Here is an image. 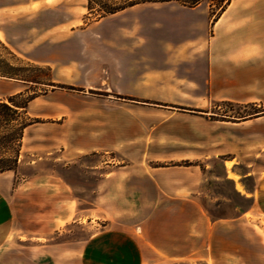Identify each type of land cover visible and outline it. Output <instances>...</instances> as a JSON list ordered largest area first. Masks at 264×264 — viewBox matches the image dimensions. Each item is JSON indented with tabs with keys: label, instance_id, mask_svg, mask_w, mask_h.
Masks as SVG:
<instances>
[{
	"label": "crops",
	"instance_id": "1",
	"mask_svg": "<svg viewBox=\"0 0 264 264\" xmlns=\"http://www.w3.org/2000/svg\"><path fill=\"white\" fill-rule=\"evenodd\" d=\"M73 1L28 0L6 4L0 0V42L26 56L31 64L50 67L51 82L83 89L79 105L62 98L60 90L70 94L66 89L55 88L44 97L51 106L71 112L59 118L62 120L59 140L68 144L55 161L101 152L141 159L133 165H107L98 184L97 205L114 208L108 211L113 216L108 217L109 224L102 231L94 230L98 217L72 215L74 201L64 182L51 175H29L27 189L42 185L63 188L56 202L45 197L37 205L31 197L40 191L34 189L25 196L21 189L14 188V172L0 174V264H264V237L260 232L247 230L253 242L258 240L249 245L243 239L239 242L231 239L238 231L242 236L244 229L229 231L226 227L243 220H252L251 225L257 227L264 224V170L259 175L250 170L240 173L239 161L224 160L222 180L230 181L234 191L251 200L252 205L241 215L219 217L208 215L203 206L199 207L201 214H205L199 215L200 219L204 216L203 220L206 217L211 221L212 229L200 230L196 218L191 216L193 221L187 223L182 231L185 238L181 239L180 229L171 236L165 231L164 219L171 211L163 205L197 204V199L201 203L204 172L199 167L149 169L142 160L148 156V148L160 149L156 140L172 142L163 146L169 155L183 153L184 149L175 142L201 135L193 126L198 120H203L209 129L208 135L200 138L211 140L212 122L207 115L212 103L251 104L264 109V0H231L214 20L207 13H198L200 6L184 7L177 12L179 19L193 17L189 29L195 32L178 42L157 39L154 31L161 16L142 13L149 10L131 13L134 16L130 24L114 19L118 23L114 22L107 35L100 31L105 22L77 33L72 19L59 22L50 18L52 5L64 8L63 3ZM42 8L47 11L36 13L32 22L22 20V24L3 25L6 17L17 15L24 19ZM95 27L98 32L90 39L88 33ZM201 34L204 36L200 37ZM72 40L82 42L81 52H49L51 45ZM164 48L166 60L158 57ZM21 83L0 81V100L21 92ZM3 85L11 88L6 90ZM95 90L108 98L89 97L90 91ZM201 92L206 103L193 104L189 98ZM38 101L40 97L33 103ZM91 104H98L99 110L93 115L81 114V105ZM189 108H198V113L204 115H193L195 111ZM47 112L44 109L43 114L47 116ZM260 119L264 115L223 123L241 128ZM34 126H29L26 132L32 133ZM149 139H153V145L148 144ZM36 150L31 151L33 156ZM46 156L27 165L52 159L54 151ZM189 157L183 155L182 159ZM228 163H233L232 167L229 164L231 170ZM166 174L181 176L167 178ZM133 204L139 206L133 210ZM86 219L91 226L85 228L89 231L86 239L66 236L65 227L71 222L83 224ZM197 236L202 237L200 242ZM249 251L259 252L250 257L246 253Z\"/></svg>",
	"mask_w": 264,
	"mask_h": 264
},
{
	"label": "rangeland",
	"instance_id": "2",
	"mask_svg": "<svg viewBox=\"0 0 264 264\" xmlns=\"http://www.w3.org/2000/svg\"><path fill=\"white\" fill-rule=\"evenodd\" d=\"M27 1L28 0H4L6 4H20ZM63 4H65L64 8H60L58 7L59 5L56 4L49 8L50 18L59 22H67L69 19H72L75 25L74 30L77 33L90 28L91 26H96L105 22L100 27V31H105L107 35L108 30L114 26V22L118 23V21L114 19L123 20L124 22L130 24L134 16L131 15V13H137L141 10H149L142 12L145 14L161 16V18H159L160 20L157 21L160 25L157 26L158 29L154 31V34L157 39H161L163 42H178L188 36H191V34L195 32L192 30L190 32L189 29L194 21L193 17L190 16L185 19H179V14L177 12L185 8L177 3L146 4L143 6H137L136 8L128 10V12L122 13L118 16L110 15L100 20L95 19L89 14L86 9L87 3L85 0H75L73 2H67V4ZM43 11L47 10L43 8L36 10L35 13H32L24 19L19 18L17 15L6 17L3 25L12 26L22 24V20L32 22L37 18L36 13ZM198 13H201L202 15L207 13L213 20L218 17V9L214 8V12H211L207 3L200 5ZM155 20L156 18H154L152 22ZM98 29L99 28L95 27L88 33L90 39L93 38L94 34L96 35ZM121 34L126 35L127 33ZM199 36L203 37L204 35L201 34ZM81 44L82 42L75 43L73 40L67 41L62 44L51 45L49 52L53 54L73 52V54H76L82 51ZM26 47L27 45H24L23 49H26ZM166 54L167 50L164 48L158 56L159 59L166 60ZM0 74H8L9 76L25 80H20V82H22L21 92L13 95L16 96V102L18 104L25 103L29 97H34V99L40 97V101L36 103H33L34 99L29 102L27 113H24L23 115V121H35L34 124H32L35 126L32 133L26 131L24 133V139L22 140L20 150L19 167L16 171H12L15 173L14 188L21 189V192H25V196L34 189L35 192L40 191V193L38 192L36 195L31 197L32 201L36 202V204L38 202H43L45 197L52 199V203H54L56 202V198L63 194V188L55 185H42L27 189L28 185L26 182L29 175H51L53 178L64 182L68 186L74 201V210L72 215H82L85 217L93 216V218L98 217L99 220L97 219L94 223V225H96L94 230L102 231L103 229H106L109 224L107 220L108 217L113 216L108 215V211H113L114 207L110 208L109 205L105 204L100 205V207L97 205L98 184L100 180H102L103 174L107 171L106 167L108 164L112 163L114 165H133L137 162V160L141 159V156H133L131 158L129 157V159L120 156L117 153L101 152L100 154L89 153L83 156H78L75 157V160L67 158L62 161H55V158L62 156L63 151L66 148L65 145L68 144L67 141L59 140V135H61L62 132L59 126L62 120L59 118H61L63 114H70L71 112H68L67 109H59L58 107L51 106L44 101V97L55 88L66 89L70 94H67L64 90H60L63 91V94H61L62 98L69 100L74 105H79L81 103L79 102V97L81 96L80 91L83 89L75 85H63L51 82L53 80V72L50 67L31 64L30 60H28L26 56L13 52L8 44H3L1 42ZM16 80L18 79L0 77V81L14 82ZM3 87L6 90L11 88L9 85H3ZM90 94L91 95L89 97L92 98H97L99 97L98 95H102V98L104 99L108 98L106 97L107 94L96 92V90L90 91ZM9 97L11 96L5 97L3 100L8 102ZM189 100H191L193 104L199 106L204 105L207 101L204 93L202 92L197 93L195 97H191ZM211 105V108L208 109L209 114L207 115V119L212 122L210 131L213 138L211 140L200 138L201 135H208L209 129L204 126L203 123L205 122L203 120H201V122L198 120L195 124H193V126L195 127L196 133H200L201 135L196 134L197 136H192L189 140L181 139L176 142L173 141L184 149L183 153L176 155L167 154V151L163 149V146L166 143L172 142L170 140L162 139L160 141L156 140V142H159L161 145L158 147L160 148L159 150L148 148V156L142 157L143 163L145 162L144 164L147 165L149 169L175 166L190 169H193V167H199L197 169H201L204 172L205 182L200 194L201 203L200 200L197 199V204L190 203L185 205H175L169 203L163 205L165 210L168 209L169 212L171 211L169 217H165L164 219L165 231H168L171 236L180 229L181 239L185 238V236L182 235V233H184L182 231L186 230L187 223L191 221V219L193 221V217L191 218V216H194V219L196 218V224L200 230L204 229L205 231H208L212 229L211 221H209L206 217V220L205 218L203 220L202 218L204 216H201L200 219L199 215L205 214H201L199 207L203 206L208 215L219 217L225 215H241L252 205L251 200L241 197L234 191L233 184L230 181L222 180V177L224 176V160L234 159V163L239 161L240 170L238 171L240 173L250 170L256 175H259L264 170V119L256 120L257 122H253L254 124H248L247 126L245 125L241 128H236V126L231 123H223V120L237 122L238 119L241 120V118L264 115V109L251 104L239 105L231 102L212 103ZM80 108L82 112L81 114L89 113L88 115H93V112L98 111L100 107L98 104H91L84 107L81 105ZM44 109L48 111L46 113L47 116L43 114ZM189 109L195 111L192 112L193 115H204L198 113L200 110L198 108ZM170 110L174 109L171 108ZM33 112L41 115L37 117L33 114ZM49 115H53V118H50ZM72 115L74 114H71V116ZM163 119H165V117L162 118V120ZM30 140L31 142H29ZM148 144L153 145V139H149ZM33 149H37L36 156H33L35 154H33L34 152H31ZM50 151H54L52 159L50 158V160L46 159L39 161L33 166L27 165L28 162L38 160L39 157H47L46 153ZM221 151H223V154L220 153ZM183 155H189L190 157L188 159H182ZM235 158L238 160H235ZM229 164H231L232 167L233 163H228V168ZM95 166H101L103 168L100 170H94ZM229 170H231V168H229ZM177 176L181 175L175 174V176H173L171 174H166L167 178H175ZM137 206L139 205L133 204V210ZM53 209L57 210L56 207H53ZM248 215L256 214L250 213ZM248 218L252 219L250 216ZM255 220L253 219L254 223H256ZM251 223L252 220H243L241 223L227 224L226 227L229 231L235 229H244L245 231L242 236L239 235L240 232L238 231V235L231 238L232 241L239 242L243 239L245 243L253 245L250 244L253 238L247 234V230L251 228L256 229L261 233L262 237H264V231L260 229V227L264 228V224L261 223L259 224V227H257V224L252 226ZM88 227L91 226L87 219L84 220L83 224L71 222V224L65 227L66 236L70 239L81 237L86 239L89 231L85 230V228L87 229ZM198 237L200 242L202 237L197 236V238ZM257 241H252V243L256 244ZM229 242H231L230 239ZM258 252L259 251H249L246 253L247 256L254 257Z\"/></svg>",
	"mask_w": 264,
	"mask_h": 264
},
{
	"label": "trees",
	"instance_id": "3",
	"mask_svg": "<svg viewBox=\"0 0 264 264\" xmlns=\"http://www.w3.org/2000/svg\"><path fill=\"white\" fill-rule=\"evenodd\" d=\"M87 10L91 16L100 20L110 15L144 4L177 3L186 8H196L207 3L214 12L218 9L220 16L231 3V0H85ZM0 77L24 79L0 74ZM34 97H29L23 104L16 102V96L8 98V102L0 100V174L16 171L19 167L20 150L26 129L35 121H23L27 113L29 102ZM22 110V111H20Z\"/></svg>",
	"mask_w": 264,
	"mask_h": 264
}]
</instances>
